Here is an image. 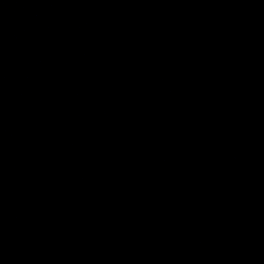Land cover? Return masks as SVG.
I'll return each mask as SVG.
<instances>
[{
    "label": "water",
    "instance_id": "95a60500",
    "mask_svg": "<svg viewBox=\"0 0 264 264\" xmlns=\"http://www.w3.org/2000/svg\"><path fill=\"white\" fill-rule=\"evenodd\" d=\"M0 264H264V0H0Z\"/></svg>",
    "mask_w": 264,
    "mask_h": 264
}]
</instances>
